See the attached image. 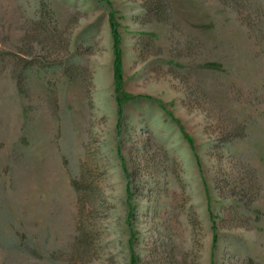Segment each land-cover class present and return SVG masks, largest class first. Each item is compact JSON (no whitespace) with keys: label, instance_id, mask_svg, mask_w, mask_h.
I'll return each instance as SVG.
<instances>
[{"label":"rangeland","instance_id":"obj_1","mask_svg":"<svg viewBox=\"0 0 264 264\" xmlns=\"http://www.w3.org/2000/svg\"><path fill=\"white\" fill-rule=\"evenodd\" d=\"M0 264H264V0H0Z\"/></svg>","mask_w":264,"mask_h":264},{"label":"trees","instance_id":"obj_2","mask_svg":"<svg viewBox=\"0 0 264 264\" xmlns=\"http://www.w3.org/2000/svg\"><path fill=\"white\" fill-rule=\"evenodd\" d=\"M112 34H113L114 47H115V52H116L115 74H116L117 81H119V79H120L119 74H118V57H119L118 44H119V36L117 34L116 23L113 21V18H112Z\"/></svg>","mask_w":264,"mask_h":264}]
</instances>
